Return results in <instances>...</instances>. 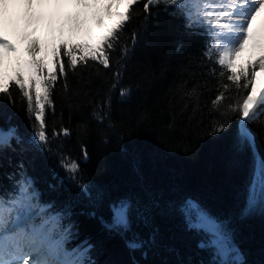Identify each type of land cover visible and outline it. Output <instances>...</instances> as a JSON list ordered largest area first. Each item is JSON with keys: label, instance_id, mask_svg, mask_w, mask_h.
I'll use <instances>...</instances> for the list:
<instances>
[{"label": "trees", "instance_id": "trees-1", "mask_svg": "<svg viewBox=\"0 0 264 264\" xmlns=\"http://www.w3.org/2000/svg\"><path fill=\"white\" fill-rule=\"evenodd\" d=\"M174 11L163 6L153 9L147 22L142 6L138 15L134 11L135 22L125 39L138 31L139 40L121 82V87L130 89L126 100L119 89L109 92L119 59L115 53L112 71L94 65L83 74L69 75L71 93L55 89V114L46 116L48 130L63 126L71 135L53 139L47 155L21 151L13 142L15 151L0 154V188L13 182L9 176L23 163L41 199L60 210L68 207L72 219L66 222L74 225L71 235L77 240L72 244L90 245L94 264H212L211 251L198 246L203 234L187 227L181 211L187 199L229 229L245 264H263L264 216L237 217L251 173V153L233 148L239 115L223 108V115L210 111L216 92L203 57L204 37L186 29L184 19ZM63 59L67 62L66 56ZM185 82L186 88L181 87ZM193 85H204L195 112L196 101H189L184 110L187 98H181ZM245 92L233 86L228 95L235 104ZM23 99L13 85L11 97L0 101V125L9 126L11 117V124L28 138L33 122L27 118ZM228 120L230 126L216 133V123ZM258 124L249 127L264 156V127ZM61 156L78 163L74 178L61 167ZM124 199L137 209L131 230L109 231L104 223L111 221L112 205ZM132 238L144 241L143 247L129 249L127 241Z\"/></svg>", "mask_w": 264, "mask_h": 264}, {"label": "snow or ice", "instance_id": "snow-or-ice-1", "mask_svg": "<svg viewBox=\"0 0 264 264\" xmlns=\"http://www.w3.org/2000/svg\"><path fill=\"white\" fill-rule=\"evenodd\" d=\"M141 6L145 22L153 9L163 6L165 11L174 9L173 14L184 19V27L191 33L204 37L203 57L216 92L210 111L238 113L233 148L251 153L245 213L264 210V156L249 127L264 119V0H0V101L11 97L15 85L24 98L27 118L33 122V134L25 138L8 117L9 127H0V154L6 149L15 151L13 142L21 151L51 153L53 139L71 135L63 126L48 130L46 116L55 114V89L71 93L69 75L83 74L94 65L112 71L114 53L119 59L109 92L119 89L122 100L130 97V89L121 87V82L126 62L135 54L139 32L132 31L127 39L125 34L135 22L134 11L138 15ZM14 37L18 43H13ZM203 86L193 85L183 92L181 98H187L184 110L191 100L196 101L193 111L199 110ZM233 86L246 90L235 104L228 95ZM75 95L78 97L79 91ZM106 103L110 107L111 95ZM94 115L102 120L98 113ZM229 126L230 120L217 122L215 132L223 133ZM258 126L264 127V123ZM17 167L18 172L9 176L13 190L0 191V264H94L90 245L71 251L65 247L74 227L71 223L63 227L68 210L54 211V205L43 203L24 164ZM61 167L73 178L79 172L78 163L69 157L61 156ZM79 187L89 195L84 185ZM136 210L127 199L113 204L111 221L104 227L128 233ZM181 211L188 229L205 237L198 246L211 251L212 264H245L222 222L191 200ZM143 245L138 238L127 241L131 250Z\"/></svg>", "mask_w": 264, "mask_h": 264}, {"label": "rangeland", "instance_id": "rangeland-1", "mask_svg": "<svg viewBox=\"0 0 264 264\" xmlns=\"http://www.w3.org/2000/svg\"><path fill=\"white\" fill-rule=\"evenodd\" d=\"M245 208H246V200L244 202V206L241 205L239 211L237 212V217L239 219H244L247 216H249V217H261V218H263V216H264V210H256V211H253V212L245 213Z\"/></svg>", "mask_w": 264, "mask_h": 264}, {"label": "bare ground", "instance_id": "bare-ground-1", "mask_svg": "<svg viewBox=\"0 0 264 264\" xmlns=\"http://www.w3.org/2000/svg\"><path fill=\"white\" fill-rule=\"evenodd\" d=\"M67 210H68V207H65ZM69 212V211H68ZM70 213V212H69ZM72 216H71V213H70V215H69V218H71ZM72 219V218H71ZM71 219H70V221H71Z\"/></svg>", "mask_w": 264, "mask_h": 264}]
</instances>
